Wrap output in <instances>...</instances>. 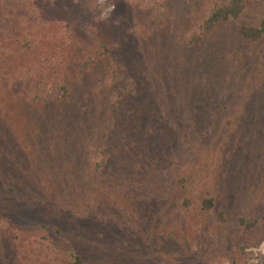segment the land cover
<instances>
[{"label": "rangeland", "instance_id": "374dc122", "mask_svg": "<svg viewBox=\"0 0 264 264\" xmlns=\"http://www.w3.org/2000/svg\"><path fill=\"white\" fill-rule=\"evenodd\" d=\"M211 1L80 0L110 53L77 50L64 96L29 103L0 74V264H263L264 33L241 31L264 0L186 48Z\"/></svg>", "mask_w": 264, "mask_h": 264}, {"label": "trees", "instance_id": "16d2710c", "mask_svg": "<svg viewBox=\"0 0 264 264\" xmlns=\"http://www.w3.org/2000/svg\"><path fill=\"white\" fill-rule=\"evenodd\" d=\"M250 0H212L206 8L204 19L184 35L188 49L204 43L213 30L221 24L235 22L246 9ZM80 0H0V46L10 41L7 58L0 55V74L13 72L15 81L21 85L19 96L29 103H46L67 93L66 82L75 52L85 54L86 63L102 59L110 53L100 30L109 24L107 18L77 22L71 13ZM94 6V1L90 3ZM13 27L12 30L8 28ZM264 33V22L257 28H243L246 39L257 40ZM9 35V36H8ZM43 35H48L46 38ZM13 37V40L11 37ZM7 39V40H3ZM7 49V47L5 48ZM97 52V57L93 55ZM87 65V64H86ZM133 90L131 80L116 91L113 107L121 106ZM201 98L195 106H202ZM102 159L94 164L100 170ZM213 206L205 200L203 212ZM1 219V217H0ZM69 264H87L73 248L69 249Z\"/></svg>", "mask_w": 264, "mask_h": 264}, {"label": "bare ground", "instance_id": "6f19581e", "mask_svg": "<svg viewBox=\"0 0 264 264\" xmlns=\"http://www.w3.org/2000/svg\"><path fill=\"white\" fill-rule=\"evenodd\" d=\"M260 253H264V246L262 247V250L260 251Z\"/></svg>", "mask_w": 264, "mask_h": 264}, {"label": "flooded vegetation", "instance_id": "af4514ba", "mask_svg": "<svg viewBox=\"0 0 264 264\" xmlns=\"http://www.w3.org/2000/svg\"><path fill=\"white\" fill-rule=\"evenodd\" d=\"M263 264H264V262H263Z\"/></svg>", "mask_w": 264, "mask_h": 264}]
</instances>
